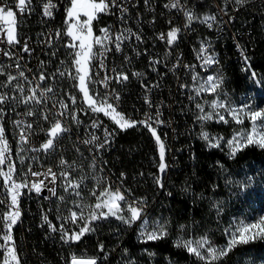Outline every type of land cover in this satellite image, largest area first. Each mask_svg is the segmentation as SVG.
<instances>
[{
  "label": "built area",
  "instance_id": "obj_1",
  "mask_svg": "<svg viewBox=\"0 0 264 264\" xmlns=\"http://www.w3.org/2000/svg\"><path fill=\"white\" fill-rule=\"evenodd\" d=\"M47 2L48 0H31L30 5L26 3L25 12L20 13L16 7L18 0H0V6L11 8L16 13L17 37L25 39L30 50L25 53L22 49L10 47L6 42H0V49L13 54V58L9 59L3 55V52H0V65L3 66L5 72V75H2L4 76L3 83L6 82L8 73L18 76L15 67L17 60L21 66L20 70L24 71L28 80L31 81L28 83L20 78L13 81L12 85L0 88V94L8 96V100L3 104V110L6 113L4 116L8 118L15 155L26 162L25 176L22 181L26 180L29 183L28 188L20 190L22 195L18 199L21 216L18 224L20 226L23 224L25 215L37 211L39 215L38 227L40 224L48 225L47 239L68 247V254L62 259L64 264H72L73 257H76L77 260L95 259L96 264L103 263V258H107L105 264H113L109 261L110 252L100 250L102 243H98V254L94 257L85 256L79 252L80 250L70 248L69 244L57 241L49 224L44 221V216H47L57 229L61 225L67 228L84 222V220L78 219L76 223H73L68 218L72 211L80 213V205H87V212H83V214L85 217L88 216L97 202V196H92V189H99V195L105 188H110L112 191L119 190L125 197V201L120 202V207L123 206L127 210L128 204L136 205L135 199L122 188V181L117 179L108 166V155L118 140L116 127L105 120L101 112L81 115L76 99L75 103L71 99V97H75L73 92L72 96H65V89H71L74 82V65L70 59H64L65 40L57 41L54 38V30L63 31L62 16H67L70 0H52L55 7L52 9L51 17L43 14V6ZM109 2V11L101 13L104 20L101 29L108 28L113 41L115 36L120 33L125 36L135 33L141 39L137 40L136 35H131L130 39L124 40L119 51L116 50L114 42H105L107 51L100 45L94 47L91 74L100 91L102 104L105 101L107 104H111L116 112L126 120L142 125L144 124L140 123L141 121L149 120L160 138L169 139L170 149L166 150L170 154V161L176 157H174L176 152L174 146L178 141L176 127L178 117L174 111L179 109L183 102L185 110L191 118V132H194L195 127L198 126L202 128L201 133H204L206 132L205 126L212 123L233 122L241 125L231 118L228 107L226 96L228 73L225 66L230 62V58L225 55L228 52L227 46L233 47L234 53L230 55L238 62L239 70L247 80L264 79V73L254 66L253 70H246V63H253V56L241 42L246 22L243 23L239 19L243 10L247 8L254 10V8L261 7L264 0H244L242 4L236 3V0H209L208 5H200V0H179V7L176 8L165 7L166 4H171L176 0H115V3L121 5L126 11H122L120 7H112L111 0ZM186 12L191 13L194 17L190 24L187 21ZM205 16H214L215 20L205 23L203 22ZM208 24H211V27ZM173 28H178L180 31L177 40L169 45L167 33ZM101 29L98 37L103 36ZM220 30H229V37L220 39ZM161 34L165 36V39H160ZM184 34H192L191 46L183 45ZM202 48L206 49L203 54H201ZM239 50H246L247 59H238ZM205 56H211L215 62L205 65L203 60ZM155 61L159 62L154 63ZM61 72L64 75H61ZM252 72L256 73L255 78H252ZM40 73H44L46 77L43 82L39 81ZM118 73L126 74L128 79L117 82ZM136 73L140 74L138 76L139 84H131V75ZM164 73H171V78L174 79L175 95L171 97L170 101L165 98V92L168 89L166 81H164ZM193 76L197 77L195 81ZM208 76L222 78L221 86L215 93L201 90L197 95L196 90ZM17 83L23 87L24 97L30 95V89L37 84L40 85V89L52 88V92L44 95L49 101L47 120L43 118L44 115L34 113L29 116L26 114L31 111V102L29 104L22 103L23 97L14 88ZM40 89L37 90V96H40ZM133 90L138 91L141 106L130 105L134 102L127 96L133 95ZM13 96L16 99L13 100ZM253 100L252 97L251 102ZM214 102L218 105L222 103L226 107L213 109L211 105ZM197 103L203 106V113L196 107ZM61 104L67 105V109L62 108ZM60 112L65 114L61 116ZM207 113H212L211 119H198V116ZM73 116L76 119H73ZM220 116H223L224 120H221ZM16 121L22 123L17 126ZM56 121H59L68 131L62 133L54 141V148L48 152L32 151L33 148H41V145L46 142L49 138L47 133ZM27 124H32V128L28 129ZM94 125L97 126L94 127ZM22 130L28 137L27 143L20 140ZM93 136L98 139L92 143H84L86 140L90 141ZM105 140L107 143H104ZM102 143L104 146L99 147ZM80 148H92L94 160H86V155H80ZM21 149L23 150L21 151ZM69 149H72V155H70ZM62 159L67 161L70 167L61 165ZM29 167L32 172L45 174L48 168H51L53 172L57 173L56 183L52 184L50 177L45 179L43 175L32 176L28 172ZM62 171L69 174V181L80 184L79 189L75 190L80 192L79 196L74 195V190L71 188L65 191L67 182L59 175ZM41 180L44 181L45 186L40 194H36L34 190H30L31 183ZM49 188H55L56 195H53L48 190ZM59 197H63V199ZM0 200L4 201L0 204L9 208L10 196L1 190V186ZM33 202L38 205L35 209L30 208V203ZM139 206L146 208L144 205ZM50 215H53L54 220ZM143 216L140 219H143ZM111 219L115 222L116 218L111 217ZM140 219L131 225L124 223L126 228L135 229L136 237L141 236L142 232L139 231ZM21 259L26 260L22 255ZM25 264L35 263L28 261ZM115 264H141V262L130 259L125 262L115 261Z\"/></svg>",
  "mask_w": 264,
  "mask_h": 264
},
{
  "label": "trees",
  "instance_id": "obj_2",
  "mask_svg": "<svg viewBox=\"0 0 264 264\" xmlns=\"http://www.w3.org/2000/svg\"><path fill=\"white\" fill-rule=\"evenodd\" d=\"M208 3L209 0H200V5H208ZM254 10L247 8L240 15L241 22H246L241 42L252 54L253 66L264 73V3ZM61 22L63 24L64 17ZM103 24L104 20L100 13L97 19L93 20V27L99 28ZM64 31L63 28L64 40L67 42ZM228 37L229 30H220V39ZM191 42L192 34H184L183 45L191 46ZM227 51L225 56L230 58V62L225 66L228 73L226 84L230 91L235 93L232 95L235 98L236 94L250 88V81L240 72L238 62L230 55L234 53V48L228 45ZM65 56L73 62L74 53L70 48L66 50ZM75 76L76 67H74ZM90 76L92 82L87 81L89 95L100 106L101 94L91 73ZM3 81L4 76L0 75V84ZM164 81L168 89L165 98L170 101L175 95V84L171 73H164ZM131 84H139V77L132 79ZM262 84L264 86V79ZM71 90L80 114L86 116L93 113L79 90L78 79L74 78ZM132 92L133 95L127 96L134 102L130 105L141 106L138 91ZM255 99L264 105V91ZM0 108L3 109V105H0ZM185 109L183 102L180 108L174 111L178 117V120L176 119L178 141L174 146L176 149L174 157H176L170 161V154L165 149L164 163L167 167L163 173L159 169L161 162L159 147L147 127L135 123L133 127L121 129L112 117L115 113L105 115L101 112L103 118L112 123L118 131L117 143L107 158L110 171L122 181V188L133 199L143 201L142 204L146 208L141 213L146 212L149 219L146 231H158L159 226H163L166 235L161 239L145 242L144 237H136L134 228H126L121 220L115 219L113 222L111 219L113 216H108L107 219L92 221L90 227L94 230L85 233L79 241L65 242L61 239L59 230L53 232L57 241L67 243L70 248L80 250L79 252L89 257L99 253L98 243H102L104 250L110 252L109 261L113 264L115 261L125 262L130 259L141 264H208L207 260L198 259L186 248L177 247V243L191 241L192 246L196 247L197 242L206 238L210 243L200 249L202 254L206 255L209 246L222 249L227 245L229 235L226 234V230L234 231L241 224L256 222L264 213V149L253 144L241 148L235 156H232L231 148L227 145L228 140L234 137L241 144H245L244 138L250 132L251 123L247 121L242 125L233 122L207 124L205 129L209 140L213 143L219 141V147H210L209 142L203 139L202 128L197 126L196 132H191V118ZM109 112L111 113L110 109ZM3 124L11 148L10 162L15 163L16 166L14 179L21 182L25 176L26 162L15 155L8 118L5 116H3ZM168 147L170 149V141ZM80 149L87 160L89 153L83 148ZM69 153L72 155V149H69ZM3 168L7 170V163ZM157 179L160 183H157ZM0 186L6 193L2 177H0ZM36 207H38L37 203H30V208ZM121 209L119 215L125 217L130 215L123 206ZM8 210L6 205L0 204V218ZM93 210L97 213L107 212L106 208L93 207L91 211ZM50 216L54 220L53 215ZM38 221V212L34 211L25 215L21 226L17 221L12 229L20 264L28 261L35 264H64L62 259L68 254V247L47 239L48 229L41 224L38 227ZM83 226L85 221L65 230L71 235L73 232H79ZM3 227L0 219V234L3 233ZM3 243L4 241L0 239V245ZM5 255L6 253L0 248V264H3ZM21 255L26 258L25 261L21 259ZM103 259L101 264H105L107 258ZM211 264H264V239H257L247 245H238L226 257L212 261Z\"/></svg>",
  "mask_w": 264,
  "mask_h": 264
},
{
  "label": "snow or ice",
  "instance_id": "obj_3",
  "mask_svg": "<svg viewBox=\"0 0 264 264\" xmlns=\"http://www.w3.org/2000/svg\"><path fill=\"white\" fill-rule=\"evenodd\" d=\"M244 0H236V3L242 4ZM26 3L27 5L31 4V0H18V3L16 7L19 9L20 13L25 12L26 10ZM111 6L112 7H120L122 11H126V9H123L121 5H117L115 3V0H111ZM55 7V5L52 3V0H48L47 3L43 6V14L45 16L51 17L52 16V9ZM165 7H172L176 8L179 7V0H176V2H173L171 4H166ZM110 8V2L109 0H70V7L67 9V20L66 23L67 31L66 35L71 38V43L67 45L69 48H76L78 41V47L79 51L75 52V60L74 64L76 66V76L75 79H78V87L81 93H83V98L86 103H88L89 107H91L93 112H104L105 115H110L112 113H115L113 116V119L115 120V123L119 125L121 129H126L128 127L135 126V121H129L124 119V117L116 113L115 108L111 104H107L105 101L100 106H96L97 102L93 99L92 96L89 95V90L87 87L86 81L90 79L89 73V63L91 59L93 58V46L94 45H100L101 47H104L107 51L106 43L105 42H114L115 48L117 51L121 50V44L124 42L125 39H130L131 35H136L135 33H130L129 36H125L123 33H120L115 36V40H112L111 34L109 32L108 28L101 29V32L103 33L102 37L94 36L93 30H92V21L97 19V15L99 13H107ZM83 15L87 19L84 21H81L80 17ZM187 17V21L190 24L193 20V15L191 13H185ZM209 20L214 21V16H205L203 18V22H208ZM16 13L11 8H6L0 6V42H6L8 45H14L19 44L20 41L17 37V30H16ZM209 27H211V24H208ZM130 32V30H128ZM180 29L173 28L167 33V43L169 45H172L178 38V33ZM59 35V33H57ZM136 39L140 40L141 38L136 35ZM160 39H165V36L161 34ZM22 51L25 53H28L30 50L27 46V43L24 44ZM206 51V49H201V54H203ZM0 52H3V55L5 57H8L9 59L13 58V54L10 51H5L4 49H0ZM247 59V58H245ZM204 64L210 65L213 64L215 61L212 59L211 56H205L203 57ZM159 61H155L154 63H158ZM11 67V66H9ZM18 76L12 75L11 73L7 74V80L5 83L0 84V87H8L12 85L13 81H17L20 78H23L25 81H28V83H31V81L28 80V77L25 75V72L20 70L21 66L19 64V60H17V63L15 65ZM101 67H103V64H101ZM61 75H64L63 72L60 73ZM0 75H5V72L3 70V66L0 65ZM71 75V73H69ZM135 75L139 76V73H136ZM252 78L256 77V73H251ZM46 79L44 73H40L39 75V81L43 82ZM107 79V77H106ZM117 82H120L122 80H127L128 76L124 73H118L117 74ZM197 79L196 76H193V80L195 81ZM222 78H217L216 76H208L206 78V81L202 84H200V88L197 89V95H199V92L201 90L204 91H210L212 93H215L216 90L221 86ZM107 86V85H106ZM14 88L16 91H19L21 96L23 97L22 103L29 104L32 101H35L37 104L41 103V99L37 97V90L40 89V85L37 84L34 88L30 89L31 94L24 97V89L20 84L14 85ZM52 88L47 87L44 89H40V96L43 97L48 92H52ZM119 97L117 96V99ZM12 99H16L15 96L12 97ZM73 103H75V97H71ZM8 100L7 94H0V105L5 104V102ZM61 107L64 109H67V105L61 104ZM196 107L200 110L201 113L204 112V108L201 104L197 103ZM213 109L216 107H226L224 104H217L213 103L211 105ZM250 107V106H245ZM109 109L111 110V113L109 112ZM240 111H244V109H241ZM27 115L31 116L34 113L29 111L26 113ZM65 113L60 112L59 115L63 116ZM231 114L233 115V119L237 123H243L242 120L239 119V113L236 112V110H231ZM248 118L251 120L253 125V131L250 135L246 136V143L241 144L239 140L234 137L232 140H229L227 143L229 147L231 148V155L235 156L236 152L240 150L243 147H247L249 145H257L261 149H264V134L258 132L256 130L257 121H260L262 123V126H264V109L259 110H251L245 113ZM6 115L4 110L0 108V177L3 179V186L6 188L8 195L10 196L11 203L9 205V210L3 213L2 222H3V233L0 234V239L4 241L3 245H0V248L3 249L4 253L6 255L3 259V264H20V259L18 257V254L15 249V241L13 240L12 236V229L17 224V221L20 219L21 211L19 209V196L22 195L21 189L28 188L29 183L25 181L17 182L16 179H14V174L16 171L15 163L10 162V156H11V148L9 146L8 140L5 136V128L3 124V116ZM218 115V114H217ZM117 117H119L117 119ZM43 118L45 120L48 119L47 115H44ZM212 118V113H207L198 116V119L200 120H209ZM221 120H224L223 116L219 117ZM73 119H76L75 116H73ZM227 122V121H225ZM17 126H19L22 122L16 121L15 122ZM140 123H143L145 127H147L152 135L155 137V140L157 142V145L159 147V155H160V165L159 169L160 172L163 173L167 167V165L164 163L165 159V146L164 143L161 141V138L156 133V129L152 127V124L149 122V120L141 121ZM97 125H94V127ZM26 127L28 129L32 128V124H27ZM68 129L63 126L59 121H56L53 126L51 127L50 131L47 133L49 138L41 145V148H33L32 151H40L43 150L44 152H48L49 150L54 148V141L64 132H67ZM110 135V134H108ZM203 139L209 142L210 147H219V141H216L213 143L211 140H209V135L207 132L202 133ZM98 137L93 136L92 139L84 141V143H92L95 140H97ZM20 140L24 143H27L28 137L25 135L24 131L22 130L20 132ZM104 143H107V140H105ZM104 144H100L99 147H103ZM23 149H21L22 151ZM7 163V170L5 171L3 166ZM61 165H68V162L65 160L60 161ZM28 172L31 173L32 176H45V179H48V177L51 178V183L55 184L57 181V173L53 172L51 168H48L47 173H37L32 172L31 168L29 167ZM59 175L63 177V179L67 182V186L65 187V191H68L69 188L74 190V195L79 196L80 192L75 191L79 189L80 184L78 182L69 181L68 177L69 174L67 172H60ZM157 183H160L159 179H157ZM44 181L41 180L39 182H32L30 186V190H34L36 194H40L42 191V188L44 187ZM163 185L161 184V187ZM53 195H56L55 188H49L48 189ZM93 196H96V191L93 190L92 192ZM60 199H63V197H59ZM125 201L124 195L119 191H112L110 188H105L99 196H97V202L94 205V209H107V212L100 211L97 213L96 211H91L88 215V217H85L83 214V209H81L80 213L78 214L76 211L71 212V216L68 218L73 223H76L78 219L85 221V226L81 227L79 232H73L71 235L65 230L64 226L61 225L59 229L55 225L51 223V221L48 220L47 216H44V221L49 224V227L51 231L56 232L60 231L61 233V239H63L65 242L68 241H79L81 237L94 229L90 227V224L94 220L98 219H107L108 216H113L118 220H121L123 223L131 225L135 221L139 220L141 218V207L133 206V204L127 205V211L130 213L128 217H125L123 215H119L118 213L122 212V209L120 207V202ZM0 203H4V201L0 200ZM137 203H143V201H139ZM79 207V205H77ZM146 224L147 221H144ZM226 234L229 235V239L227 242V245L222 249H217L215 247L209 246L206 251V255L202 254L201 250L204 248L205 244H209L206 240V238H202L199 242H197V246L193 247L192 242H178L177 247H184L187 249V251L194 256H196L200 260H207L208 264H211L212 261L219 260L223 257H226L234 248H236L238 245H247L250 242H254L257 239H264V217H261L259 221L254 223H247V224H241L235 228L234 231L231 229L226 230ZM164 235H166V232L163 229V226H159L158 231H152L147 232L142 231L141 236L145 238L146 241H155L158 239H161ZM100 250L103 251V245L100 246ZM150 255H154V253H150ZM72 264H96L95 259H91L88 261L83 260H77L76 257L72 258Z\"/></svg>",
  "mask_w": 264,
  "mask_h": 264
},
{
  "label": "bare ground",
  "instance_id": "obj_4",
  "mask_svg": "<svg viewBox=\"0 0 264 264\" xmlns=\"http://www.w3.org/2000/svg\"><path fill=\"white\" fill-rule=\"evenodd\" d=\"M64 19L67 16H62ZM59 33V35H57ZM54 38L57 41H64V34L62 30H54ZM20 43L19 44H14L10 45V47H17V49H22L24 44H25V39H19ZM67 42L64 41V59H69L68 57L65 56L66 50L69 48L67 47ZM239 59H245L246 58V50H239ZM246 70H253V63H246ZM134 78H138L137 75L131 76V80ZM250 88L247 90H243L239 92L237 97L233 98L232 95L235 93H232L230 91L229 87L226 84V96L228 98V107L231 113V110H236V112L239 113V119L243 121L242 124H245V122L249 121L252 125L251 120L248 118V116L245 114V111H251V110H259V109H264V105L259 103L255 97L257 95H261V93L264 91V86L262 84V80L258 81H250ZM65 96H72V90L71 89H65ZM41 99V103L37 104L35 101L31 102V111L33 113H36L37 115H46V113L49 112V101L45 96H37ZM253 97V101L251 102V99ZM250 106V107H245V106ZM241 109H244V111H240ZM231 118L233 119V115L231 114ZM234 120V119H233ZM235 121V120H234ZM236 122V121H235ZM259 122V121H257ZM237 123V122H236ZM161 141L164 143L165 149H169L168 143L169 139L168 138H161ZM85 151L89 153V156L87 157V160H94V153L92 148H83ZM83 155L82 150L80 149V155ZM96 191V196H99V189H92ZM93 196V195H92ZM83 209V212H87V205H80V211ZM144 221H147L145 224ZM148 217L145 214L143 216V219H140L139 223V231H145L147 228L148 224ZM42 226H46L48 229L47 224H41Z\"/></svg>",
  "mask_w": 264,
  "mask_h": 264
},
{
  "label": "rangeland",
  "instance_id": "obj_5",
  "mask_svg": "<svg viewBox=\"0 0 264 264\" xmlns=\"http://www.w3.org/2000/svg\"><path fill=\"white\" fill-rule=\"evenodd\" d=\"M70 7V4H69V6H68V8ZM100 14V13H99ZM99 14L97 15V17L99 16ZM80 19H81V21H84V20H86L87 18L86 17H84L83 15H81V17H80ZM66 20H67V17L64 19V22H63V28H64V33H65V36H66V39H67V44H69V43H71L72 41H71V38L70 37H68L67 35H66V31H67V26H68V24L66 23ZM100 29H101V25L99 26V28H97V27H93V21H92V30H93V34H94V36H98L99 35V32H100ZM76 44H77V47L76 48H70L71 49V51L74 53V60H75V52L76 51H79V47H78V44H79V42L77 41L76 42ZM96 45H94L93 46V49H92V52H93V50H94V47H95ZM74 60H73V65H75L74 64ZM90 63H91V61H90ZM90 63H89V69H90ZM74 67H76V66H74ZM91 73V72H90ZM90 73H89V76H90ZM88 82L89 81H91L92 82V79H91V76H90V79L89 80H87ZM86 81V83H88ZM94 99V98H93ZM88 104V103H87ZM96 106H98V105H96ZM246 112H248V111H245V113ZM115 114H112V117L114 116ZM119 117H117V119H118ZM51 129V128H50ZM50 129H49V131H50ZM256 130L258 131V132H260V133H262V134H264V126H262V123L259 121V122H257V125H256ZM252 131H253V125L251 126V129H250V132L247 134V135H250L251 133H252ZM246 135V136H247ZM245 139V141H246V137L244 138ZM135 202H136V207H141V206H139V205H143V204H141V203H137V202H139V201H137V200H135ZM142 209H144L143 207H141ZM145 214H146V212H145ZM144 215V212L143 213H141V217ZM261 217H264V213H262L260 216H259V218L256 220V222L257 221H259V219L261 218ZM252 223V222H251Z\"/></svg>",
  "mask_w": 264,
  "mask_h": 264
},
{
  "label": "water",
  "instance_id": "obj_6",
  "mask_svg": "<svg viewBox=\"0 0 264 264\" xmlns=\"http://www.w3.org/2000/svg\"><path fill=\"white\" fill-rule=\"evenodd\" d=\"M83 261H88V260L86 259V260H83Z\"/></svg>",
  "mask_w": 264,
  "mask_h": 264
}]
</instances>
